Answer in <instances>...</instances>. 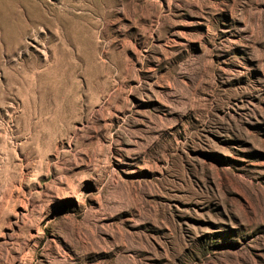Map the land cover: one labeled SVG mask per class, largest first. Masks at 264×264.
<instances>
[{"label": "rangeland", "instance_id": "374dc122", "mask_svg": "<svg viewBox=\"0 0 264 264\" xmlns=\"http://www.w3.org/2000/svg\"><path fill=\"white\" fill-rule=\"evenodd\" d=\"M27 1L0 264H264V0Z\"/></svg>", "mask_w": 264, "mask_h": 264}, {"label": "bare ground", "instance_id": "6f19581e", "mask_svg": "<svg viewBox=\"0 0 264 264\" xmlns=\"http://www.w3.org/2000/svg\"><path fill=\"white\" fill-rule=\"evenodd\" d=\"M14 1V0H13ZM21 1V0H20ZM29 1V0H28ZM27 1V3H28ZM17 3V2H16ZM13 5V4H12ZM28 5V4H27ZM33 5V4H32ZM26 6V5H25ZM29 6V5H28ZM17 7V6H16ZM14 5L13 6H8V14L7 16L5 15V17H0V27L4 30V37L5 39H9V38H14V39H22V36L24 33H26L27 31V27L26 24L24 23V21H22L21 17H18V14H20L18 12V14H16V8ZM33 7V6H32ZM16 8V9H15ZM29 9V8H28ZM31 9V8H30ZM28 10L32 11V10ZM18 11V10H17ZM30 14V13H29ZM32 14V13H31ZM21 16V14H20ZM38 16V15H37ZM32 20L35 22L36 19H38L37 17H30V20ZM38 22V21H37ZM28 23V22H27ZM33 23V22H32ZM32 24H30L31 26ZM34 26V25H33ZM29 27V26H28Z\"/></svg>", "mask_w": 264, "mask_h": 264}]
</instances>
